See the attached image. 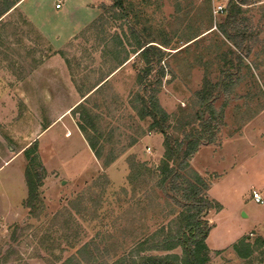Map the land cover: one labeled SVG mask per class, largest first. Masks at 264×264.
<instances>
[{
	"label": "rangeland",
	"instance_id": "rangeland-1",
	"mask_svg": "<svg viewBox=\"0 0 264 264\" xmlns=\"http://www.w3.org/2000/svg\"><path fill=\"white\" fill-rule=\"evenodd\" d=\"M229 1L125 0L124 15L112 5L113 0H66L65 10L57 14L48 9L35 15L33 6L47 8L54 5V0H24L3 18L0 68L14 73L11 79L19 81L26 94L13 116L12 133L0 130V163L18 155L0 169V264H60L86 242L95 243L100 252H95L96 259L81 261L82 264H118L124 255L129 256L135 243L130 238L124 241L123 234L132 236L140 229L151 234L173 221V216L162 211L167 205L174 207V201L155 187L156 179L152 177H146L143 183L144 190H152L146 192L151 196L145 201L148 212L141 218L139 211L125 214L136 199L131 192L126 198L121 193L123 187L130 188L128 157L154 167L163 152V136L149 130L151 120L140 118L137 112L136 94L141 90L138 75L144 63L133 53L132 26L135 31L142 27L152 30L154 36L159 32L163 37L165 33L166 39L172 41L169 47H178L163 48L164 58L153 64L151 74L153 79L159 66L164 71L160 84L152 85L151 90L156 89L158 103L168 114L170 133L180 137L183 121L198 123L195 113L204 108L197 105L196 93L206 87L213 90L211 106L220 116L213 121L217 126L214 141L200 144L197 150L207 145L211 150L221 149L224 140L233 142L224 150L225 159H230L218 166L230 171L213 185L217 172L208 157L195 152L189 162L197 174L205 172L199 175L211 185L208 198L213 205L217 203L206 215L213 225V244L228 246L240 231L251 233L250 243L261 239L253 220L264 217V203L250 198L256 189L253 186L264 185V0H250L241 6L235 27L245 34L237 35L235 42L225 39L219 31L226 11L213 14L214 6L222 4L228 9ZM35 22L51 26L50 30L60 35L58 38L67 39L53 50ZM203 24L213 28L194 42L185 43V35ZM127 56L129 59L119 66ZM52 70L58 76H51ZM102 79L106 81L94 90ZM207 81L213 86L205 85ZM40 89L46 91L43 96L41 91L37 93ZM83 95H89L86 105L94 116L101 158L97 159L92 151L90 157L77 138L66 141L62 136L54 141L56 150L65 148L69 156L74 154L70 165H63L46 154L51 148H45L46 138L44 142H32L43 167L37 169L43 176L41 200L35 208H29L25 206L24 168L31 160L25 157L24 150L42 125L71 104L79 103ZM70 116L76 123L73 111ZM115 154L113 162L102 165ZM63 170L68 172L66 176ZM140 208L136 206V210ZM234 243L210 250L209 264H264V246L255 244L253 253L241 258L234 254ZM165 253L180 256L181 248L139 254ZM132 255L138 259L134 251Z\"/></svg>",
	"mask_w": 264,
	"mask_h": 264
},
{
	"label": "trees",
	"instance_id": "trees-1",
	"mask_svg": "<svg viewBox=\"0 0 264 264\" xmlns=\"http://www.w3.org/2000/svg\"><path fill=\"white\" fill-rule=\"evenodd\" d=\"M19 1L0 0V24L2 16L15 7ZM124 3L125 0H113L112 5L124 12ZM248 3H250V0L229 1L228 9L225 8L223 11H226L225 22L218 25L219 31L225 39L235 42L237 35L242 37L245 34V32L236 29L235 21L237 15L241 12V6ZM123 14L126 15L125 12ZM203 25L198 27L194 33L185 35L183 39L185 43L194 42L201 34L213 28L212 25ZM130 29H133L132 33L135 39L132 44L133 53L144 63V66L139 69L138 75V84L141 90L136 94V100L139 103L137 112L140 118H149L151 120L149 130H155L163 136V152L159 162L154 167H150L145 162L136 161L134 156L128 157L129 174L127 179L130 188L126 189L123 187L121 193L126 198L131 192L136 199L131 204V207H128L125 211V214L130 213V211L137 214L138 212L136 211H139L141 218L144 217L143 214L148 212L145 201L150 199L151 196L146 192L152 193V190L143 189L146 177L155 178V187H158L165 197L171 198L175 206L167 205V207L163 208L162 212L173 216L174 219L167 225H161L153 233L145 234V231L140 229L132 236L123 234L122 238L124 241L130 238L135 243L133 250L128 253L129 256L124 255L119 259L118 264H209L211 251L205 241L211 225L206 215L211 208L216 207L217 203L213 205L212 201L207 197L209 186L207 179L197 174L191 168L189 162L200 144H208L214 141L217 126L213 121L220 114L217 115L211 106L213 90L205 87L196 93L197 105L204 108V110L198 109L195 113V119L198 123H194L195 120L192 123L183 121L181 123V136H173L169 131L168 114L158 103L155 93L156 89L151 90L152 85L160 84L164 71L159 66L153 79H151V74L154 70L153 64H159L164 58L165 51L163 48L177 49L178 47H169L172 45V41L166 39L165 33L163 37H160L161 34L159 32L158 35L154 36V32L146 30L145 27L137 31H135L134 26L130 27ZM128 59V56L125 57L120 61L119 66L123 65ZM105 81L102 79L98 83L99 86H96L94 90H97ZM206 84L210 87L213 86L210 81H207ZM87 96L83 95V99L71 111L77 116L75 117L77 127L90 150L100 160L101 151L100 147L97 146L96 136L94 135V116L90 114V110L86 105ZM205 112L207 113L206 117L204 116ZM92 130L93 134L91 133ZM36 150L35 144L29 145L24 150L25 157L27 159L30 157L29 159L31 160L24 168L27 186L25 206L29 208H35L36 202L41 200L39 187L43 175L39 173L37 167L41 170H43V167L36 155ZM116 156V154L112 155L109 159L103 161L102 165L108 166L115 160ZM135 194L138 195L135 196ZM136 206L138 208L141 206V208L136 210ZM166 208L169 209L166 210ZM255 244L260 247L264 246V240L256 239L255 243H250V239L245 236L233 244V249L237 256L247 258L253 253ZM177 247L181 248L180 256L175 253L150 254L146 256H140L139 254L145 251L168 252ZM133 251L137 254L138 259L133 258ZM95 252H100L98 246L95 243L86 242L77 250L76 254L71 255L60 264H82L81 261L87 262L88 259H96Z\"/></svg>",
	"mask_w": 264,
	"mask_h": 264
},
{
	"label": "crops",
	"instance_id": "crops-1",
	"mask_svg": "<svg viewBox=\"0 0 264 264\" xmlns=\"http://www.w3.org/2000/svg\"><path fill=\"white\" fill-rule=\"evenodd\" d=\"M24 0H20L16 6H18V4H21ZM66 1V0H65ZM64 1V3H65ZM64 3L62 8L56 10L54 9V7L51 5L50 7H42V6H33L32 9V13H34L35 15H42L43 12H45V10L50 9L52 12H56V14L59 11L65 10L64 8ZM92 8L95 6V4H91ZM13 7L12 9H10L7 13H5L2 16L1 21L3 20L4 17H6L10 12H12L15 8ZM86 9L89 8V4L86 3V5L84 6ZM96 8V7H94ZM97 12V9H96ZM36 28L43 34L45 35V37L48 40L49 46L50 48H52L53 50H58L61 42L63 40H66L67 38H63L62 40L60 38H58L60 35L58 34V32H53L54 30L51 29L50 27H43L44 25H40L37 22L34 23ZM36 73H39L38 71H35ZM55 72V71H54ZM53 70L51 72V76H58V73H54ZM65 74H63L64 76ZM42 76V75H41ZM11 78H15L14 73H11L7 70L1 69L0 68V130H4V131H9L10 134L12 133L11 127H12V119L13 116H15V114L17 113V105L19 102H21V100H23V94H26V90L21 89L19 86V81H16L14 83V79ZM70 85V84H69ZM39 89V88H38ZM43 89V87L41 88ZM39 90L37 93H39L41 91V95L42 93H45L46 91L44 90ZM69 91L71 90V93L73 94V90L71 87H69L68 89ZM36 93V92H35ZM18 94V95H16ZM40 94V93H39ZM74 95V94H73ZM43 96V95H42ZM43 98V97H42ZM72 100V99H71ZM69 100V101H71ZM44 102V98L41 100ZM53 103V101H52ZM77 102L71 104V106H68L67 110L64 111L63 113L60 114H55L53 116V118L50 119V121H48V123H46L45 125L41 126V129L37 132L36 136L32 139V141L30 143H28L27 146H29L32 142H44V139L46 138L48 143H45V148L47 147H51L50 150H47L46 154H49L50 158L52 160H55L61 164H67L70 165V163L74 160V157H72L74 154H71V156H69L70 154L67 153L65 151V148H63L60 152H58L56 150L55 147V140L57 138H60L63 136V139L66 141H70L72 138L71 137H75L77 138V141L80 142L81 146L87 150L90 157H93V154L89 148V146L87 145V142L84 140L80 130L78 129L75 120L73 119V117L70 116V111L72 110V108L76 105ZM54 104V103H53ZM58 127V128H57ZM10 136V135H9ZM25 137H26V133H25ZM237 140H240L239 138H236ZM75 140V139H72ZM232 140H224V143L221 147V149H215V150H211V147L209 145L207 146H201L197 151H196V155L199 156V154H202L205 156V158H209L210 162H212V168L215 172H217V176L215 177L214 180H212L211 185H213V183H215V181L221 180L225 175L228 174L227 168H223L222 170L219 169L218 166H222L224 163H226L228 160L225 159L224 157V150H226V148L230 145L233 144V142H230ZM245 143V142H244ZM229 146H228V145ZM227 145V146H226ZM69 145H66L65 147H68ZM226 146V148H225ZM246 146H249V144L246 142ZM69 150V149H68ZM213 153V154H212ZM69 154V155H68ZM195 155V156H196ZM201 155V156H202ZM18 156V155H15ZM15 156H11L10 158H5L3 159L4 162L0 163V169L8 162L10 161L12 158H14ZM7 157V156H6ZM206 160V159H205ZM44 162V160H43ZM218 167V168H217ZM231 167V165H230ZM233 168V167H231ZM229 168V169H231ZM82 170V169H81ZM78 171V172H81ZM64 176H66L65 174L68 173L65 170H63V172H61ZM54 174L58 175V172H54ZM199 174H205L204 171L200 170ZM62 176V175H60ZM210 185V184H209ZM211 185L209 186L208 190H207V197L210 196L209 191L211 189ZM253 188L255 191L259 192L260 195L262 196V194H264V185L260 184L259 186H253ZM263 198V196H262ZM250 200H252L254 202L253 199L250 198ZM264 203V202H263ZM262 203V204H263ZM208 215L210 216V214L208 213ZM246 216V214H245ZM260 220H253V222L256 223L257 226V234L258 236L264 240V217L258 218ZM209 220V219H208ZM261 221V222H260ZM211 228L209 230V233L207 235L206 238V244L209 247V249L211 251H216V250H220V249H224L225 247H228L229 245H231L232 243L236 242L238 239H240L241 237H245L247 236L249 238V233L248 235L246 233H242L241 231L238 232L234 238H232V241L230 244H228V246H223V244H213L215 242L214 239H211V234L213 231V225L210 223ZM218 239L220 240V237H218ZM217 240V239H216ZM218 242V241H217ZM219 243V242H218ZM221 243V242H220ZM221 245V246H219ZM234 254L237 256V254L234 252ZM239 257V256H238Z\"/></svg>",
	"mask_w": 264,
	"mask_h": 264
},
{
	"label": "built area",
	"instance_id": "built-area-1",
	"mask_svg": "<svg viewBox=\"0 0 264 264\" xmlns=\"http://www.w3.org/2000/svg\"><path fill=\"white\" fill-rule=\"evenodd\" d=\"M64 1L65 0H54V5H53L54 9L58 10L62 8ZM224 9H225V5L222 4L216 5L213 8V14L223 13ZM147 149L150 150L149 147ZM251 198L254 200L255 203L258 204H262L264 202L260 193L255 190L251 192Z\"/></svg>",
	"mask_w": 264,
	"mask_h": 264
},
{
	"label": "water",
	"instance_id": "water-1",
	"mask_svg": "<svg viewBox=\"0 0 264 264\" xmlns=\"http://www.w3.org/2000/svg\"><path fill=\"white\" fill-rule=\"evenodd\" d=\"M243 215H245V213H242Z\"/></svg>",
	"mask_w": 264,
	"mask_h": 264
}]
</instances>
